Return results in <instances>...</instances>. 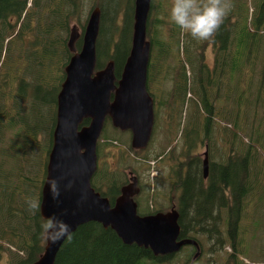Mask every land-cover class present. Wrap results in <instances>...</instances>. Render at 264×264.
<instances>
[{
	"label": "trees",
	"instance_id": "obj_1",
	"mask_svg": "<svg viewBox=\"0 0 264 264\" xmlns=\"http://www.w3.org/2000/svg\"><path fill=\"white\" fill-rule=\"evenodd\" d=\"M172 3L151 0L147 92L154 102V127L158 117L164 115L168 125L179 115L180 135L142 157L169 167L168 194L158 201L150 183L139 182L134 201L139 216L174 208L180 239L193 240L198 248L185 245L174 254L154 256L90 222L64 241L54 264H177L179 257V264H197L195 255H201L205 242L214 239L212 250L225 238L233 250L228 259L238 258L243 212L264 171V0H230L231 11L209 41L192 38L171 21ZM94 8L100 11L96 70L113 60L118 80L131 48L134 0H0V264H33L43 253L50 222L40 214L41 189L57 95L73 56L68 42L72 27L80 29L74 45L80 50ZM186 102L190 112L182 121ZM109 127L107 118L90 184L113 205L128 183L127 172L140 178L123 147L139 152L125 144L128 131L108 133ZM105 154L112 164L103 161Z\"/></svg>",
	"mask_w": 264,
	"mask_h": 264
},
{
	"label": "water",
	"instance_id": "obj_2",
	"mask_svg": "<svg viewBox=\"0 0 264 264\" xmlns=\"http://www.w3.org/2000/svg\"><path fill=\"white\" fill-rule=\"evenodd\" d=\"M150 4L151 0H134L131 48L118 80L113 60L96 70L99 9L94 8L88 16L79 51L74 46L79 33L75 26L71 29L68 47L73 56L57 95L56 124L39 206L50 227L45 232L43 253L33 264H54L64 241L90 222L110 228L124 244L149 249L154 256L174 254L185 245L198 248L195 241L180 239L179 214L174 208L138 215L136 177H130L113 205L90 184L97 170V142L107 118L114 128L130 133L132 149L144 150L150 142L154 127V102L147 92L151 44L146 24ZM85 120L88 124L81 126Z\"/></svg>",
	"mask_w": 264,
	"mask_h": 264
},
{
	"label": "rangeland",
	"instance_id": "obj_3",
	"mask_svg": "<svg viewBox=\"0 0 264 264\" xmlns=\"http://www.w3.org/2000/svg\"><path fill=\"white\" fill-rule=\"evenodd\" d=\"M80 32V29H78ZM212 62L210 57V63ZM158 90H160L159 85L155 86ZM188 102L185 103V109H183L182 121L185 118L186 114L190 112V109H187ZM191 107V104H190ZM178 109V105L176 107V111ZM176 113V112H175ZM174 116V115H173ZM156 127H154L151 137V142L148 148L144 150H134L139 153L136 155L135 153H130L126 147H123L125 150L126 156L129 159L128 163L132 164L131 161L135 164L136 168H138V172L140 178L133 172H127L128 181L129 178L134 176L137 178L138 183L146 186L147 183H150V190L156 191L159 193L160 198L158 201H161V197L168 194L169 190V167L161 161H145L142 159L144 154L154 155L159 151L161 147H164L168 144L169 141H176L179 135V127L176 125L179 121V115L175 116L174 119L170 121L167 125V121L165 116L156 118ZM112 128L109 127L107 130L108 133H112ZM116 129V128H115ZM122 132V131H121ZM129 136L126 134L123 136V140H126L125 144L131 141V135L128 132ZM130 137L129 141L128 138ZM204 153L206 150L204 147L200 148L199 155L201 161L204 159ZM104 155L102 158L103 161L112 164L113 160L110 156ZM136 160V161H134ZM264 160V158H263ZM137 164H136V163ZM208 163V159H207ZM264 170L261 168L260 171ZM259 171V172H260ZM147 188V187H145ZM250 206L246 207L241 224H240V247L237 245V249H239L238 258L235 260V264H264V171L261 173L259 177V181H257L256 191L254 195L249 198ZM162 202V201H161ZM221 217L223 222L219 225L220 230L222 231V238H225V230L226 227L224 225L225 212L221 213ZM214 239L210 240V243L204 244L202 249L203 256L198 255L199 261L197 264H226L227 254L233 253L232 248L227 244L228 240L224 239V243L218 245L216 247L213 246ZM180 257L178 258V263L180 262ZM233 261L231 260V263Z\"/></svg>",
	"mask_w": 264,
	"mask_h": 264
},
{
	"label": "clouds",
	"instance_id": "obj_4",
	"mask_svg": "<svg viewBox=\"0 0 264 264\" xmlns=\"http://www.w3.org/2000/svg\"><path fill=\"white\" fill-rule=\"evenodd\" d=\"M230 0H173L170 19L199 41L214 38L231 11Z\"/></svg>",
	"mask_w": 264,
	"mask_h": 264
},
{
	"label": "flooded vegetation",
	"instance_id": "obj_5",
	"mask_svg": "<svg viewBox=\"0 0 264 264\" xmlns=\"http://www.w3.org/2000/svg\"><path fill=\"white\" fill-rule=\"evenodd\" d=\"M78 31V30H77ZM79 33V32H78ZM79 37H80V34H79ZM129 180H130V178H129ZM128 183H129V181H128ZM127 183V184H128ZM227 255H229V254H227ZM229 257L227 256V258H226V264H235L236 262H233V263H231V260H229L228 259Z\"/></svg>",
	"mask_w": 264,
	"mask_h": 264
}]
</instances>
